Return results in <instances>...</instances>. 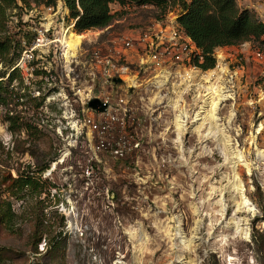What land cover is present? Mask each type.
I'll list each match as a JSON object with an SVG mask.
<instances>
[{
    "label": "rangeland",
    "instance_id": "1",
    "mask_svg": "<svg viewBox=\"0 0 264 264\" xmlns=\"http://www.w3.org/2000/svg\"><path fill=\"white\" fill-rule=\"evenodd\" d=\"M23 1L0 25L10 46L0 59V264H264L258 43L214 51V83L233 77L229 91L211 85L227 98L209 132V119L195 121L203 97L180 81L154 87L131 54L112 85L90 61L95 49L113 55L130 31L177 22L178 6L112 4L107 28L77 33L61 0L52 12ZM236 3L264 22V0ZM65 33L87 35L73 56ZM93 98L107 99L108 111L90 109ZM20 175L38 185L13 195Z\"/></svg>",
    "mask_w": 264,
    "mask_h": 264
},
{
    "label": "trees",
    "instance_id": "2",
    "mask_svg": "<svg viewBox=\"0 0 264 264\" xmlns=\"http://www.w3.org/2000/svg\"><path fill=\"white\" fill-rule=\"evenodd\" d=\"M67 8L71 20H75L77 33L107 28L112 20V4H135L153 6L162 12L178 6L181 10L177 23L201 50L203 60L198 67L202 70L213 69L216 64L214 51L217 48L237 46L247 42H257L264 54V22L260 21L253 11L240 10L236 0H61ZM23 4L24 1L21 0ZM46 7L55 6L56 0H31ZM16 0H0V25H3L5 13L14 6ZM10 46L0 39V59L9 52ZM12 70L9 77L15 75ZM2 81L0 82V90ZM18 190L13 195L22 193L26 188L36 187L37 182L31 177L20 175L11 179ZM11 195V196H13ZM8 203V202H7ZM1 214V221L9 225L13 214L10 205ZM45 247L54 246V241L46 237ZM42 236L38 237L41 243ZM35 245V253L37 251Z\"/></svg>",
    "mask_w": 264,
    "mask_h": 264
},
{
    "label": "built area",
    "instance_id": "3",
    "mask_svg": "<svg viewBox=\"0 0 264 264\" xmlns=\"http://www.w3.org/2000/svg\"><path fill=\"white\" fill-rule=\"evenodd\" d=\"M44 8L51 12L54 9L53 6H44ZM56 42L60 43L58 40ZM43 44V34L40 33L34 46L39 47ZM131 54L135 55V60L131 64L135 65L140 72L150 75L154 87L166 86L174 80L180 81L186 85L187 94H195L196 91L203 97V100L207 96V88L210 85L227 88L233 77L229 75L214 83L215 70L218 68L217 62L213 69L199 68L196 62L200 64L203 60L201 50L176 20L172 21L170 18L157 21L145 29L128 32L121 38L120 44L113 47V55H104L101 49L93 50L90 54V61L96 69H100V75L105 83L116 85L113 79L128 70L127 65L123 66L119 63H126L132 59ZM255 55L257 60H264L263 53L258 51ZM197 98L199 99V96ZM203 100L200 101L202 105ZM101 102L107 105L105 111L107 112L109 102L107 99Z\"/></svg>",
    "mask_w": 264,
    "mask_h": 264
},
{
    "label": "bare ground",
    "instance_id": "4",
    "mask_svg": "<svg viewBox=\"0 0 264 264\" xmlns=\"http://www.w3.org/2000/svg\"><path fill=\"white\" fill-rule=\"evenodd\" d=\"M90 33V32H89ZM87 35H76L71 33L69 36L65 33V35L62 36V41L66 45L67 48V53H69L71 56H73L74 52L78 49L80 46L82 40L86 39ZM215 86V85H214ZM214 86H209L207 88L208 93L207 96L204 98V106H200V111L195 115V121H202V124L205 122L206 119H209L210 127H209V132L210 130L216 126V122L219 120L217 118V112L219 109V106L221 102H224L225 99L227 98L226 96L223 95L222 92H220L218 89L214 88ZM223 87V86H222ZM224 90H227L226 87H223ZM223 91V90H221ZM222 105V104H221ZM204 108H209L208 110H205ZM182 116H178L176 118L175 124L177 125L178 128L183 127L182 124Z\"/></svg>",
    "mask_w": 264,
    "mask_h": 264
},
{
    "label": "water",
    "instance_id": "5",
    "mask_svg": "<svg viewBox=\"0 0 264 264\" xmlns=\"http://www.w3.org/2000/svg\"><path fill=\"white\" fill-rule=\"evenodd\" d=\"M114 84H121V79H113ZM88 107L92 110L97 111L98 113H103L106 111L107 105L101 102L98 98H93L88 101Z\"/></svg>",
    "mask_w": 264,
    "mask_h": 264
}]
</instances>
